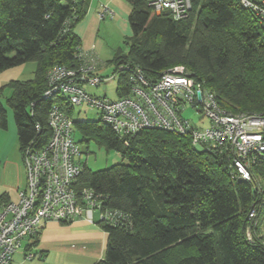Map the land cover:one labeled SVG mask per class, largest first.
<instances>
[{
	"label": "trees",
	"instance_id": "1",
	"mask_svg": "<svg viewBox=\"0 0 264 264\" xmlns=\"http://www.w3.org/2000/svg\"><path fill=\"white\" fill-rule=\"evenodd\" d=\"M126 1L132 41L128 53L117 50L110 60L118 98L131 94L135 72L152 83L183 65L224 108L264 114L263 16L240 0H191L181 19L157 14L147 0ZM87 3L0 0V72L37 62L32 78L11 83L6 101L23 158L28 148L48 143L55 104L73 117L67 96L59 88L48 92V72L55 65L79 66L84 49L75 25ZM6 105L0 101L3 128ZM73 121L79 143L95 141L127 159L98 170L83 163L75 182L78 190L92 188L104 210L123 214L99 221L108 242L96 264H264V187H255L259 180L264 184V162L254 165L253 182L238 174L228 154L198 150L188 134L154 126L122 137L101 118ZM254 206L258 215L251 220Z\"/></svg>",
	"mask_w": 264,
	"mask_h": 264
},
{
	"label": "built area",
	"instance_id": "2",
	"mask_svg": "<svg viewBox=\"0 0 264 264\" xmlns=\"http://www.w3.org/2000/svg\"><path fill=\"white\" fill-rule=\"evenodd\" d=\"M157 14L169 12L176 19L184 18L191 9V0H147ZM264 18V0H240ZM114 13L104 6L102 18ZM77 67L55 65L48 72L54 91L59 88L71 104H88L100 112V118L113 126L120 136L135 134L145 127H162L190 135L198 150L228 154L238 174L254 182L253 168L264 162V114L232 112L218 102L191 76L185 66L176 65L163 71L155 82L135 72L132 92L111 99L93 95L85 84L99 86L112 79L98 71L95 49L82 50ZM188 107L202 113L209 125L199 128L184 113ZM52 130L42 148H28L24 154L26 186L19 190L16 201L0 202V264H12L13 255L26 238H34L48 221H71L84 216L93 222L95 212L100 221L114 222L123 214L104 210L92 188L78 190L75 182L83 170L82 147L74 135L73 117L55 104L49 113ZM39 127V126H37ZM259 183L255 187L263 189ZM258 211L254 206L249 218ZM247 234L251 237L250 227ZM27 258L34 253L27 252Z\"/></svg>",
	"mask_w": 264,
	"mask_h": 264
},
{
	"label": "crops",
	"instance_id": "3",
	"mask_svg": "<svg viewBox=\"0 0 264 264\" xmlns=\"http://www.w3.org/2000/svg\"><path fill=\"white\" fill-rule=\"evenodd\" d=\"M115 15L116 12L108 16L114 18ZM82 46L84 50H89L83 44ZM98 58V66H102L104 60ZM27 67L28 62L0 72V101L5 105L13 92L11 83L18 79L32 78L30 76L35 73L37 65L35 69L33 67V73H29L31 75H26ZM6 107L8 126H0V202L16 201L19 190L27 183L13 111L7 105ZM99 221L98 211L95 212L93 222L84 216L74 218L68 223L48 221L39 231L38 239L28 237L24 240L22 248L13 255L12 264H96L105 258L108 242V232ZM27 252L34 253V257L27 258Z\"/></svg>",
	"mask_w": 264,
	"mask_h": 264
},
{
	"label": "rangeland",
	"instance_id": "4",
	"mask_svg": "<svg viewBox=\"0 0 264 264\" xmlns=\"http://www.w3.org/2000/svg\"><path fill=\"white\" fill-rule=\"evenodd\" d=\"M104 5L116 12L114 18H111V16L101 18L100 13ZM131 10L132 6L126 0H88L85 17L75 25V31L81 37L82 44L87 49H95L99 55L98 57L104 60L102 66L98 67L99 71L105 76H113L114 63L110 62V60L114 57L117 50L122 53H128L129 51L133 35L129 22ZM36 65V61H29L26 75L33 73V67L35 69ZM33 75L30 77H33ZM117 85L118 79L112 77L111 80L102 82L99 86L86 84V89L93 95H106L111 99H116L118 98ZM9 110L12 112V109L9 108ZM184 115L190 118L199 128L209 125V120L202 119V113L193 107H188ZM73 118L78 120H98L100 112L97 108L88 104L75 105ZM74 135L77 140L82 139L81 133L75 128ZM80 145L82 147V162L87 163L93 170L103 169L115 163L127 161L115 150H107L95 141H90L89 143L81 142ZM261 186L264 187L263 182H261ZM261 230L262 234H264V224Z\"/></svg>",
	"mask_w": 264,
	"mask_h": 264
}]
</instances>
